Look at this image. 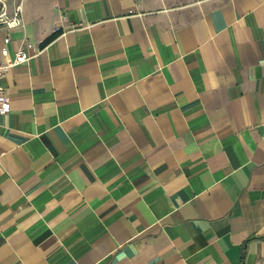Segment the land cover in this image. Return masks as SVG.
I'll return each mask as SVG.
<instances>
[{"label": "crops", "instance_id": "1", "mask_svg": "<svg viewBox=\"0 0 264 264\" xmlns=\"http://www.w3.org/2000/svg\"><path fill=\"white\" fill-rule=\"evenodd\" d=\"M17 1L0 264H264V0Z\"/></svg>", "mask_w": 264, "mask_h": 264}, {"label": "built area", "instance_id": "2", "mask_svg": "<svg viewBox=\"0 0 264 264\" xmlns=\"http://www.w3.org/2000/svg\"><path fill=\"white\" fill-rule=\"evenodd\" d=\"M21 12V6L19 4L12 15H7L6 12L0 13V25H6L8 28L22 26L23 20ZM55 31H57V28H55ZM9 41L10 38L7 37L5 42L8 43ZM24 45L22 47L20 46L13 56H10L9 49L6 45L0 49V114L8 113L11 109L6 88L1 82L2 77L14 66L29 61L31 55L28 53V48L35 46L31 42H26Z\"/></svg>", "mask_w": 264, "mask_h": 264}, {"label": "rangeland", "instance_id": "3", "mask_svg": "<svg viewBox=\"0 0 264 264\" xmlns=\"http://www.w3.org/2000/svg\"><path fill=\"white\" fill-rule=\"evenodd\" d=\"M19 4L17 0L14 3L11 0H0V13L6 12L7 15H12Z\"/></svg>", "mask_w": 264, "mask_h": 264}, {"label": "trees", "instance_id": "4", "mask_svg": "<svg viewBox=\"0 0 264 264\" xmlns=\"http://www.w3.org/2000/svg\"><path fill=\"white\" fill-rule=\"evenodd\" d=\"M53 37H55V34L50 35V37H49L48 39H46V40L44 41V43L47 42V41H49V40L51 41V39H52Z\"/></svg>", "mask_w": 264, "mask_h": 264}]
</instances>
